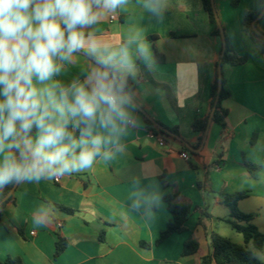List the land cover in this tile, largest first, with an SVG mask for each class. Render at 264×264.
Segmentation results:
<instances>
[{
    "label": "crops",
    "instance_id": "0c3cea01",
    "mask_svg": "<svg viewBox=\"0 0 264 264\" xmlns=\"http://www.w3.org/2000/svg\"><path fill=\"white\" fill-rule=\"evenodd\" d=\"M214 3L233 51L247 62L222 67L230 94L222 102L227 114L210 125L211 86L223 42L213 35L201 0H126L115 11H101L98 21L83 29L98 51L89 52L86 43L70 62L58 61L62 68L52 79L68 86L108 71L128 101L129 121L118 142L103 146L107 158L101 154L90 169L18 183L2 210L1 263L20 257L24 264H202L211 252L212 232L264 261V247L245 243L224 203V194L246 192L238 209L253 215L251 222L264 234V41L252 40L243 25L246 12L263 8L261 0ZM257 27L264 33V15ZM122 48L128 49L130 64L121 62ZM113 52L112 64L97 63ZM205 117L208 125L198 147L201 134L192 125ZM148 120L152 129H176L180 139L154 135ZM246 163L261 166L257 178ZM170 194L191 213L185 231L157 244L172 219L163 200ZM60 237L67 247L55 259ZM190 239L200 249L182 256Z\"/></svg>",
    "mask_w": 264,
    "mask_h": 264
},
{
    "label": "clouds",
    "instance_id": "9594fccd",
    "mask_svg": "<svg viewBox=\"0 0 264 264\" xmlns=\"http://www.w3.org/2000/svg\"><path fill=\"white\" fill-rule=\"evenodd\" d=\"M125 2L0 0V187L90 169L101 154L107 158L104 145L118 142L129 121L128 101L108 71L68 86L52 78L61 71L58 61L70 62L86 43L89 52L98 51L83 29L96 23L101 11H115ZM140 51L147 56L144 46ZM116 55L97 63L112 64ZM120 56L130 64L127 48ZM34 127L35 138L29 135Z\"/></svg>",
    "mask_w": 264,
    "mask_h": 264
},
{
    "label": "trees",
    "instance_id": "16d2710c",
    "mask_svg": "<svg viewBox=\"0 0 264 264\" xmlns=\"http://www.w3.org/2000/svg\"><path fill=\"white\" fill-rule=\"evenodd\" d=\"M201 2L203 4L205 11L209 15L211 24L214 26L213 35L221 37L220 28L216 22L211 0H201ZM261 3L263 8L264 0H261ZM259 14L260 11L246 12L243 19V25L245 32L250 36L252 40L258 39L264 41L263 39L264 33H262L257 27L259 20L256 22V27L260 32L259 34L254 31L252 26L253 21L258 17ZM224 35H225V50L224 53L222 54L223 49H221L220 57H219V61L221 60L222 67L225 64H229L231 66H238L245 64L247 62V57L238 56L233 51V48L230 45L228 36L226 35L225 31H224ZM219 61L217 62L216 65V76L211 86V97H212L211 110L214 106V102L218 95ZM224 85H225V80L223 78V72H222V89L219 93V100L212 119L214 122H222L227 114V111L222 106V102L226 98H228L230 94L225 89ZM148 124H149V129L154 133V135L161 134L164 137H172L171 135L165 132V131H170L176 135L175 139H180L176 129L168 130L162 126H159L160 129H152L150 127L151 122L149 120H148ZM207 125H208V117H205L203 119L197 118L193 122L192 125L193 130L201 134L198 147L200 146L204 138ZM69 129L72 130L77 137H79V131L77 129H73L71 124L69 125ZM35 132L36 129L34 127L31 133H29V135L33 137L35 135ZM16 154L17 156L19 155L18 152ZM245 165L249 172V175L253 178H257L261 170V166L253 163H246ZM15 184L16 182H12L4 185L0 189V202L11 192ZM246 196H247L246 192L224 194V203L231 210V216L234 219L233 221H231V225L233 229H235L238 233L243 235L245 243H249L250 241H252L254 248L257 250H261L264 247V234L259 232L257 227L251 222L253 219V215L244 214L238 209V202L244 199ZM12 200H13V194L10 195L9 198L0 205V225L2 224V215H3L2 210ZM163 200L168 205V210L172 215V219L168 222L165 230L161 232L157 244L162 243L165 239H167L170 235L174 233H181L185 231L186 230L185 224L191 213V207L188 204L179 202L177 194L167 195L163 198ZM63 209H65L68 212L74 211L72 209H68L64 207ZM143 245L149 246V244L147 243H143ZM210 245H211V252L202 258V264H264V261L259 259L253 251L247 249V247L241 244L231 241L230 239L222 236L217 232H212L210 234ZM66 247H67V241L64 238L60 237L56 243L54 258L55 259L58 258L64 252ZM199 249H200L199 242L195 239H190L184 244L182 256L193 255L197 253ZM0 264H24V263L22 258L20 257H8L3 263L0 262Z\"/></svg>",
    "mask_w": 264,
    "mask_h": 264
},
{
    "label": "water",
    "instance_id": "95a60500",
    "mask_svg": "<svg viewBox=\"0 0 264 264\" xmlns=\"http://www.w3.org/2000/svg\"><path fill=\"white\" fill-rule=\"evenodd\" d=\"M211 4H212V8H213V12H214V15H215V18H216V22H217V25L219 26L220 28V33H221V38H222V42H223V46H222V54L224 53V50H225V35H224V30H223V27L221 25V22L219 20V16H218V13H217V10H216V7H215V3H214V0H211ZM264 15V7L263 9L261 10L260 14L258 15V17L253 21L252 23V26H253V29L255 32H257L258 34L260 33L256 27V22ZM264 38V36H263ZM222 89V65H221V60L219 61V65H218V95L216 97V100L214 102V106L211 110V114H210V117H209V125L210 123L212 122V119H213V116H214V112H215V109H216V106H217V103H218V100H219V93ZM166 133H168L169 135L171 136H176L175 134H173L172 132L170 131H165ZM19 183V182H18ZM18 183L16 182L15 186L13 187V189L11 190V192L5 197L3 198V200L0 202V205L6 201L9 196L12 194V192L15 190V188L17 187Z\"/></svg>",
    "mask_w": 264,
    "mask_h": 264
},
{
    "label": "built area",
    "instance_id": "2783aa9c",
    "mask_svg": "<svg viewBox=\"0 0 264 264\" xmlns=\"http://www.w3.org/2000/svg\"><path fill=\"white\" fill-rule=\"evenodd\" d=\"M116 19H117L116 15H112V16H111V20H112V21H113V20H116ZM159 141H160V144H161V145H164V144H165L163 138H160ZM182 156H183L184 158H186V159H189V154H188V153H182Z\"/></svg>",
    "mask_w": 264,
    "mask_h": 264
}]
</instances>
